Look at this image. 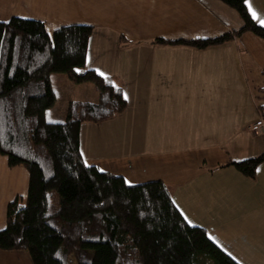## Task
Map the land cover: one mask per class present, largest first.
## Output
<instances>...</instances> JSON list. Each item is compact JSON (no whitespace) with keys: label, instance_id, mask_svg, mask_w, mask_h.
<instances>
[{"label":"crops","instance_id":"obj_1","mask_svg":"<svg viewBox=\"0 0 264 264\" xmlns=\"http://www.w3.org/2000/svg\"><path fill=\"white\" fill-rule=\"evenodd\" d=\"M246 4L264 26V0ZM13 16L51 29L94 27L88 66L121 82L127 107L81 124L87 163L131 183L162 180L185 218L217 235L230 255L264 258V162L254 178L225 165L264 152V134L250 130L263 117L264 39L246 32L204 49L154 41L237 30L236 9L221 0H0V20ZM29 178L25 166L0 154V230L9 202L27 196ZM0 264L34 263L24 249L0 248Z\"/></svg>","mask_w":264,"mask_h":264},{"label":"trees","instance_id":"obj_2","mask_svg":"<svg viewBox=\"0 0 264 264\" xmlns=\"http://www.w3.org/2000/svg\"><path fill=\"white\" fill-rule=\"evenodd\" d=\"M221 1L238 11L241 28L212 38L154 41L204 49L246 32L264 39L246 0ZM93 30L89 24L51 29L18 16L0 20V154L30 175L27 196L8 204L0 248L24 249L34 264H241L207 228L185 218L162 180L129 183L85 161L81 124L112 119L127 107L121 82L88 66ZM52 73L94 83L99 99L71 101L65 121H49L57 99ZM260 112L264 117V105ZM263 162L264 152L225 165L254 178Z\"/></svg>","mask_w":264,"mask_h":264},{"label":"rangeland","instance_id":"obj_3","mask_svg":"<svg viewBox=\"0 0 264 264\" xmlns=\"http://www.w3.org/2000/svg\"><path fill=\"white\" fill-rule=\"evenodd\" d=\"M51 83L54 91L57 94V99L55 104L47 111V119L49 121H65L67 119L68 107L70 102L76 100L73 99V97H84L85 99L90 101H97L99 99L98 90L92 82L76 83L71 81L64 73H52ZM83 84H89L90 86H93L94 91L89 90L87 87H83ZM53 195L54 193L50 196L51 204L55 205V198ZM210 236L213 239H216L217 237V235L213 233H211ZM216 242L225 250H227V248H225V245L227 247V244H223V242L218 239ZM234 253L236 252L234 251ZM235 257L241 264H264V258L259 256L245 257L240 255Z\"/></svg>","mask_w":264,"mask_h":264},{"label":"built area","instance_id":"obj_4","mask_svg":"<svg viewBox=\"0 0 264 264\" xmlns=\"http://www.w3.org/2000/svg\"><path fill=\"white\" fill-rule=\"evenodd\" d=\"M250 130L257 135L264 134V117L259 118L251 126Z\"/></svg>","mask_w":264,"mask_h":264},{"label":"snow or ice","instance_id":"obj_5","mask_svg":"<svg viewBox=\"0 0 264 264\" xmlns=\"http://www.w3.org/2000/svg\"><path fill=\"white\" fill-rule=\"evenodd\" d=\"M255 15H256V12L253 11V16H255ZM261 23L264 24V20H262ZM102 75H103V73H102ZM129 183H131V181H129Z\"/></svg>","mask_w":264,"mask_h":264}]
</instances>
